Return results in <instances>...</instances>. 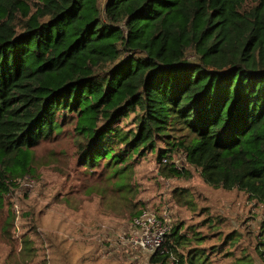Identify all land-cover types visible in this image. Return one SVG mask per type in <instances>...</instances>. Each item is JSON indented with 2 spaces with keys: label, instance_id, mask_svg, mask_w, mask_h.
Returning <instances> with one entry per match:
<instances>
[{
  "label": "trees",
  "instance_id": "trees-1",
  "mask_svg": "<svg viewBox=\"0 0 264 264\" xmlns=\"http://www.w3.org/2000/svg\"><path fill=\"white\" fill-rule=\"evenodd\" d=\"M66 130L83 168L103 166L127 221L151 209L138 198L145 159L164 180L195 170L264 206V0H0V209L34 170L35 147ZM174 200L196 207L186 187ZM223 221L206 212L172 223L169 251L145 253L149 263L254 264L247 249L236 255L234 229L223 244L235 249L201 247ZM253 239L264 262L263 223ZM21 240L36 264L43 248ZM10 259L0 254V264Z\"/></svg>",
  "mask_w": 264,
  "mask_h": 264
},
{
  "label": "rangeland",
  "instance_id": "rangeland-1",
  "mask_svg": "<svg viewBox=\"0 0 264 264\" xmlns=\"http://www.w3.org/2000/svg\"><path fill=\"white\" fill-rule=\"evenodd\" d=\"M74 139L66 130L35 147L34 170L17 179L0 209V254H10L16 264H33L34 260L20 250L24 233L43 248L44 255L35 258L36 264L45 254L51 255L45 257L49 264H151L145 253L130 246L133 220H126L127 212L119 193L112 189L113 182L106 181L103 166L94 171L83 168ZM191 171L190 180L182 176L167 181L157 176L153 160H143L137 164L138 198L173 225L197 223L206 212L223 217L222 232H214L201 247L210 251L221 245L222 253L235 249L230 241L223 244L226 234L234 229L241 232L236 255L245 248L254 257V264H264L253 239L264 224V206L249 201L238 190L210 186L198 171ZM178 187L194 194V209L174 200ZM202 207L208 210L200 212ZM11 211L16 216L13 238L8 239L2 229ZM204 227L205 234L212 233Z\"/></svg>",
  "mask_w": 264,
  "mask_h": 264
},
{
  "label": "built area",
  "instance_id": "built-area-1",
  "mask_svg": "<svg viewBox=\"0 0 264 264\" xmlns=\"http://www.w3.org/2000/svg\"><path fill=\"white\" fill-rule=\"evenodd\" d=\"M170 229V221L151 209H145L133 219L130 246L144 253L159 251L164 254L169 251L165 243ZM169 264H179L175 255H171Z\"/></svg>",
  "mask_w": 264,
  "mask_h": 264
}]
</instances>
